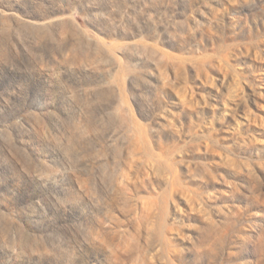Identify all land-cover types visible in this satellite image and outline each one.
Segmentation results:
<instances>
[{
    "label": "rangeland",
    "instance_id": "1",
    "mask_svg": "<svg viewBox=\"0 0 264 264\" xmlns=\"http://www.w3.org/2000/svg\"><path fill=\"white\" fill-rule=\"evenodd\" d=\"M0 264H264V0H0Z\"/></svg>",
    "mask_w": 264,
    "mask_h": 264
}]
</instances>
